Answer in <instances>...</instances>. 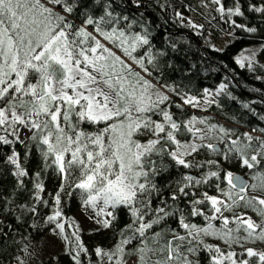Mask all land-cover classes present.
Returning a JSON list of instances; mask_svg holds the SVG:
<instances>
[{
  "label": "snow or ice",
  "instance_id": "1",
  "mask_svg": "<svg viewBox=\"0 0 264 264\" xmlns=\"http://www.w3.org/2000/svg\"><path fill=\"white\" fill-rule=\"evenodd\" d=\"M211 3L233 31H257L232 19L244 15L239 0L234 8ZM132 5L140 0H0V148L11 150L5 162L20 186L28 172L16 145L25 147V160L34 148L43 170L55 173L59 188L49 194L44 222L73 264H93V254L95 264H128L130 256L134 264H264V248L248 246L264 243V127L239 132L207 116L177 117L173 108L207 110L223 95L235 97L224 82L199 97L162 83L165 53L142 18L126 14ZM249 11L264 15V0ZM257 51L264 45L235 62L252 70ZM225 163L246 169L248 178ZM40 176L32 195L47 206ZM64 195L91 210L97 232L113 230L125 213L130 223L115 231L111 248L89 251L64 214Z\"/></svg>",
  "mask_w": 264,
  "mask_h": 264
},
{
  "label": "trees",
  "instance_id": "2",
  "mask_svg": "<svg viewBox=\"0 0 264 264\" xmlns=\"http://www.w3.org/2000/svg\"><path fill=\"white\" fill-rule=\"evenodd\" d=\"M222 3L226 8H234L236 0H222ZM239 3L244 15L234 16L232 19L238 24L257 28L255 33L241 28L233 31L234 26L228 22L227 17L220 18L214 10L217 6L213 5L211 0H204V3L201 0H140L139 7L127 6L126 14L130 18H142L144 25L151 32L154 47L165 53V56L160 58L163 74L161 82L172 86L179 85L184 91L196 96H200L204 88L214 90L221 82L227 83L228 92L235 99L223 95L219 97V107L213 105L207 109V113L215 116L211 122L244 132L253 127H264V121L259 120L258 115L242 106L247 103L257 114H264V52L257 51L252 70L248 67L241 68L235 58L249 46H259L260 49L261 45H264V15L249 11L250 5L258 4V0H239ZM204 4H207V7ZM121 7L125 5L121 4ZM177 11L182 13L183 20L175 15ZM191 19L193 24L202 27H191ZM133 27L134 30H140L138 24ZM230 32L232 35H229ZM225 34L230 36L231 40L223 48L216 49L211 44L212 38ZM172 44L176 45L175 49L171 47ZM173 111L181 119L190 117L188 108L183 112L175 108ZM15 147L28 175L22 178L23 186H20L13 175L14 166L5 162L4 154H10V148H0V233H3L0 235V264H19L26 252L43 247L41 242L51 230L44 221L52 209V196L60 183L54 172L43 170L41 157L34 148L25 160V147ZM204 158L206 157H200ZM223 166L230 171L237 170L234 164L225 163ZM37 172L41 173L40 180L44 183L45 190L41 196L49 201L47 206L37 203L32 195ZM210 191L215 194L214 189ZM21 205L26 206L25 209H21ZM31 206L37 207L35 214L26 210ZM61 206L65 216L72 219L77 212L86 211L83 219L87 222L92 214L90 209L85 210L82 207L78 196L64 195ZM248 214L256 216L251 210H248ZM196 222L200 223L199 220ZM126 223H130V219L125 213L113 230L97 232L98 225L92 221V225L86 229L80 227L81 239L89 251L98 245L111 248L116 243L115 231ZM171 223L172 227L176 226L174 222ZM67 231L70 233L71 229ZM57 238L61 239L59 236ZM61 243L63 249L55 251L48 259L37 264H73L64 252L65 242L62 239ZM131 257L135 256L126 259ZM96 259L93 254V264Z\"/></svg>",
  "mask_w": 264,
  "mask_h": 264
},
{
  "label": "rangeland",
  "instance_id": "3",
  "mask_svg": "<svg viewBox=\"0 0 264 264\" xmlns=\"http://www.w3.org/2000/svg\"><path fill=\"white\" fill-rule=\"evenodd\" d=\"M215 10V9H214ZM193 24V19L190 20ZM231 40V37L228 36L227 34L225 35H220L219 37H213L211 44H213L214 47H216V49H220L223 48L224 45H226V43L228 41ZM259 46H249L247 48H245L244 50H242L241 52H244L245 55H248L250 53L251 50H258ZM240 52V53H241ZM240 53L237 55V57L240 55ZM236 59V58H235ZM254 61H256V57L254 59ZM247 63V62H245ZM215 90V89H214ZM199 97V96H198ZM188 110L190 111V116L195 115L198 117H203V116H207V118L212 121V118H214L215 116L207 113V110H202V109H194L191 107H187ZM236 165V171H232L234 173L236 172H241L245 175V173L247 172L246 169H241L239 167L238 164H234ZM246 178H248L247 176H245ZM86 211L85 212H80V213H76L74 214V221L76 222V224L79 225V227H81L82 229H86V227L91 226L92 224V220L87 219V222L84 221V216L86 215ZM250 216H252L254 219H259L257 216L249 214ZM58 235L54 234L51 230L50 232L47 233V236L44 237V241L41 242L43 247H39L40 249L36 248L34 251H28L24 254V256L21 258L22 261H24V264H36L41 262V261H45L46 259H48L55 251L59 250V249H63V243H61V239L57 238ZM209 243H221L220 241H216L213 238H208ZM221 246L223 247V244H221ZM248 246H253V247H257V248H264V243H260L257 242L254 245H248ZM38 249V251H37ZM237 251H239V249H237ZM136 260V257H131L129 259H127L128 264H134V261ZM20 264V262H19Z\"/></svg>",
  "mask_w": 264,
  "mask_h": 264
},
{
  "label": "water",
  "instance_id": "4",
  "mask_svg": "<svg viewBox=\"0 0 264 264\" xmlns=\"http://www.w3.org/2000/svg\"><path fill=\"white\" fill-rule=\"evenodd\" d=\"M236 173H238L239 175H241L242 177H244L245 179H247V178L245 177V175L242 174L241 172H236Z\"/></svg>",
  "mask_w": 264,
  "mask_h": 264
},
{
  "label": "crops",
  "instance_id": "5",
  "mask_svg": "<svg viewBox=\"0 0 264 264\" xmlns=\"http://www.w3.org/2000/svg\"><path fill=\"white\" fill-rule=\"evenodd\" d=\"M243 174V173H242Z\"/></svg>",
  "mask_w": 264,
  "mask_h": 264
}]
</instances>
